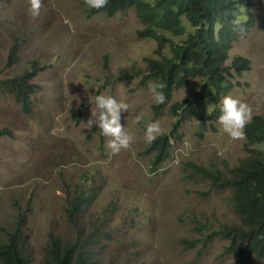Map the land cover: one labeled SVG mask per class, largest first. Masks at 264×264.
Returning <instances> with one entry per match:
<instances>
[{
  "label": "rangeland",
  "instance_id": "obj_1",
  "mask_svg": "<svg viewBox=\"0 0 264 264\" xmlns=\"http://www.w3.org/2000/svg\"><path fill=\"white\" fill-rule=\"evenodd\" d=\"M252 2L255 26L232 45L227 63L241 56L252 69L229 70L227 95L264 117V0ZM28 8L29 0H0V131L12 133L0 136V243L30 205V264L42 263L49 233L62 241L90 234L85 246L94 264H233L236 253L224 252L228 241L213 235L223 223L239 222L231 190L211 188L187 162L230 177L224 161L232 167L249 156L245 136L232 139L217 122L201 139L191 118L173 134L169 157L153 167L145 126L159 121V136L170 135L176 118L169 106L155 114L149 91L155 82L143 84L136 74L159 57L156 42L139 37L143 25L135 9L89 16L84 0H41L40 14L32 17ZM17 44L18 63L9 68ZM34 62L44 70L31 82L37 90L26 115L2 83ZM198 90L192 81L174 92L170 105L192 103ZM97 94L127 103L121 124L132 136L128 148L113 153L111 138L83 123L97 111ZM254 148L264 157V143ZM77 192L94 199L70 226L65 209ZM195 238V247L182 242Z\"/></svg>",
  "mask_w": 264,
  "mask_h": 264
},
{
  "label": "trees",
  "instance_id": "obj_2",
  "mask_svg": "<svg viewBox=\"0 0 264 264\" xmlns=\"http://www.w3.org/2000/svg\"><path fill=\"white\" fill-rule=\"evenodd\" d=\"M245 10H242L241 7ZM133 7L144 29L141 38L156 41L159 59H148L143 84L148 81L163 84L161 89L165 102L154 106L156 115L170 104L175 91L187 86L191 81L200 80L199 91L193 103L182 102L169 107L177 118L174 132L181 123L191 117L198 121V136L203 138L210 123L220 114L219 101L230 90L226 75L229 69L241 74L251 69L249 60L235 57L227 67L228 53L232 44L253 27L255 16L250 0H108L103 8H89L88 15L102 14L113 17L118 12ZM188 22L193 32L188 33ZM170 34L172 38L164 33ZM187 34V38L182 37ZM174 38H179L175 40ZM169 51L166 55L165 52ZM20 46L17 44L10 55L8 67L18 63ZM37 63H32L22 76L4 81L17 104L26 115L30 113L29 98L37 90L31 82L43 72ZM245 149L251 157L235 167H228L230 177L217 168H208L193 161L187 162L193 171L208 179L211 188L231 190L234 212L239 218L236 223H223L213 235L227 240L224 252L236 251L233 264H249L253 260L264 262V157L252 147L264 143V117L255 115L245 126ZM1 135L12 137L9 131ZM171 136L161 135L148 146V153L154 154L152 165L157 166L169 157ZM226 164V163H225ZM65 209V218L70 226L77 224L81 209L94 199L91 194L72 197ZM20 212L15 228L7 233V241L0 243V264H30V250L26 228L28 213ZM91 235L81 239V233L71 240L62 241L49 234L46 256L41 264H94L92 254L85 244ZM186 248L195 247L199 239L182 241Z\"/></svg>",
  "mask_w": 264,
  "mask_h": 264
},
{
  "label": "clouds",
  "instance_id": "obj_3",
  "mask_svg": "<svg viewBox=\"0 0 264 264\" xmlns=\"http://www.w3.org/2000/svg\"><path fill=\"white\" fill-rule=\"evenodd\" d=\"M250 1L252 3V13H253V2H252V0H250ZM84 2L86 4V6L88 8H90V9L91 8L100 9V8H103L106 4H108V0H84ZM40 8H41V0H29L28 13L32 17H36V16H38L40 14ZM130 8H133V7H130ZM241 9L245 10V8L243 6L241 7ZM253 15L255 16L254 13H253ZM255 20H256V16H255ZM186 23L189 25L188 22H185V26H186ZM255 23H256V21H255ZM255 23H254L253 27L255 26ZM253 27H251L250 30ZM143 29H144V26H143ZM191 32H193V28H192V31H190V32L188 31V33H191ZM164 33L167 35V37L172 38V36L170 34H167L166 32H164ZM138 35H139V32H138ZM139 37H140V35H139ZM184 37L187 38V34L182 37L183 39H186ZM144 39H150V38H144ZM175 40L177 41V40H179V38H176ZM237 41H235V42H237ZM157 48H158V44H157ZM165 54L168 55L169 51L167 50V53H165ZM237 57H241V56H237ZM242 58H244V57H242ZM228 59H229V53H228ZM245 59H247V58H245ZM233 60H232V62H233ZM247 60H249V59H247ZM232 62H231V64H232ZM227 63H228V60L226 62V66H227ZM250 63H251V61H250ZM231 64H230V66H231ZM251 69H252V66H251ZM146 70H147V68L144 71H138L136 74L144 75ZM229 70H232V69H229ZM243 72H247V71H243ZM227 75H226V78H227ZM194 81H198L199 84H200V80L199 79L194 80ZM227 81H228V79H227ZM229 84L230 83L228 82L227 85H229ZM162 88H163V84H161V83H153V84L149 85V91L152 94V97H153L155 103H157V104H163L165 102V95H164L163 91L161 90ZM231 88H232V86L230 85V90H231ZM94 102H95V108H96L97 111L94 112V111L91 110L90 118L86 122H83V123L86 125L87 128H91L92 125L95 124L97 126V128L99 129V131L103 135L110 137L111 139H109L107 141V147L110 148L113 153L119 152L121 148H128L129 145H130V142L132 141V136L125 131V126L124 125L122 126V124H121V112L125 111V110H128L127 103L117 100L112 95H103V94L95 95ZM182 102H188L189 104L191 103L190 101H182ZM182 102H176V103H182ZM193 102H194V100H193ZM176 103H174V104H176ZM168 106L170 107V104ZM219 110H220V114L217 117L218 121H216L214 123H210L208 131H209V129H210V127L212 125H214L215 123L219 122V124L223 128V131L226 132L232 139H243L244 136H245V131H244L245 126L248 123H250L251 120H252V117L255 116V115L252 116V110H251L250 106L246 102H244V101H242V100H240V99H238V98H236V97H234L232 95H227L226 94L219 101ZM259 116H261V115H259ZM92 117H95V119H93ZM140 118L141 117L139 115H137L136 119L139 120ZM191 118H195V117H191ZM191 118H189V119H191ZM186 121H184V122H186ZM176 122H177V118H176ZM184 122H182V123H184ZM182 123H181V125H182ZM198 128H199V125H198ZM198 128H197V132H198ZM208 131H207V133H208ZM174 133H176V132H174V126H173V130H172L171 134L170 135L166 134V135L171 136V139H172V136H173ZM160 134H161V127H160L159 121L153 120V121L149 122L145 126L144 138H145V141L147 143L150 144L151 142H153L157 138V136L159 137ZM245 144H246V137H245ZM261 144H263V143H261ZM258 145H260V144H258ZM255 146L256 145H254L252 147L254 150H255V148H254ZM171 147H172V143H171ZM170 153H171V149H170ZM250 157H251V155L249 153V156L247 158H250ZM247 158H245V159H247ZM245 159H243V160H245ZM241 162H239L237 165H239ZM237 165H235V166H237ZM224 166H225V168L227 170H228V167H230L229 164L227 162H225V161H224ZM235 166H232V167H235ZM232 167H230V168H232ZM28 208L31 209V206L28 205ZM28 223H29V221H28ZM228 224H231V223H228ZM26 231H27V228H26ZM4 242H6V241H4ZM228 245H229V242H228ZM231 252H235L236 253V251H231ZM231 252H229V253H231Z\"/></svg>",
  "mask_w": 264,
  "mask_h": 264
}]
</instances>
